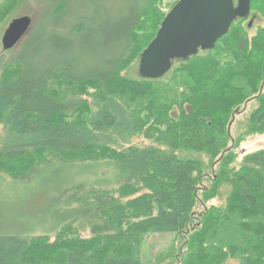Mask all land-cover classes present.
I'll use <instances>...</instances> for the list:
<instances>
[{
	"label": "trees",
	"instance_id": "16d2710c",
	"mask_svg": "<svg viewBox=\"0 0 264 264\" xmlns=\"http://www.w3.org/2000/svg\"><path fill=\"white\" fill-rule=\"evenodd\" d=\"M129 1L134 12L110 32L121 47L105 72L73 76L58 63L26 72L15 52L0 60V174L19 184L55 164L107 171L62 195L80 218L44 234L0 235V264H143L151 234L179 245L150 264H264V149L233 167L245 137L264 134V27L248 38L237 19L213 49L175 60L163 78L128 79L121 73L166 15L164 0ZM20 2L3 0L0 25ZM63 9L56 3L54 16ZM250 11L264 17V0ZM250 103L234 138V118ZM136 137L153 145H131Z\"/></svg>",
	"mask_w": 264,
	"mask_h": 264
},
{
	"label": "rangeland",
	"instance_id": "374dc122",
	"mask_svg": "<svg viewBox=\"0 0 264 264\" xmlns=\"http://www.w3.org/2000/svg\"><path fill=\"white\" fill-rule=\"evenodd\" d=\"M21 1V6L19 4L6 22L0 25L2 63L9 62L11 54L15 52L12 59H20L26 72H41L58 63L68 65L69 73L73 76L97 75L108 70L109 62L121 47L119 40L113 38L110 32L116 23L128 19L133 14L136 5L134 1L129 0ZM177 1L164 0L160 6L161 11L167 14ZM2 2L3 0H0V4ZM58 2L64 5V9L55 17L53 9ZM250 14L256 17L251 26H248V20L241 21L248 38L253 37L258 28L264 27V17H259L252 11ZM24 16L31 19L28 33L13 50L4 51L1 45L4 31L13 19ZM79 22L86 23V28L80 35H75L72 32L73 26ZM25 39L23 50L22 46L20 48L19 46ZM121 75L128 79L140 78L138 60L128 64ZM240 109L241 114L235 116L230 127V134L234 138L240 135L238 121L249 115L253 105L252 103L243 105ZM131 145L151 146L153 143L143 137H136L131 140ZM263 149L264 134L245 137L235 152L237 159L233 167L238 168L245 155ZM95 168L77 165L74 169H67L55 164L41 168L30 181L19 184H13L0 174V235L24 237L28 234H44L53 230L57 224L78 218L80 211H76V207L72 211L64 208L62 195L67 189L79 184L88 188L95 183L97 177L107 174L105 168ZM211 204L220 205L215 200L207 203ZM88 234V230H85L82 236L86 237ZM178 245L174 235L145 236L141 252L143 264L165 261L163 257L176 250ZM172 261L173 258H170L168 264ZM226 264H236V261H228Z\"/></svg>",
	"mask_w": 264,
	"mask_h": 264
},
{
	"label": "water",
	"instance_id": "95a60500",
	"mask_svg": "<svg viewBox=\"0 0 264 264\" xmlns=\"http://www.w3.org/2000/svg\"><path fill=\"white\" fill-rule=\"evenodd\" d=\"M251 0H178L138 59L141 79L163 78L175 60H187L215 47L237 19L250 14ZM251 24L249 23L248 26ZM28 16L13 19L1 39L4 51L12 50L28 33Z\"/></svg>",
	"mask_w": 264,
	"mask_h": 264
},
{
	"label": "flooded vegetation",
	"instance_id": "af4514ba",
	"mask_svg": "<svg viewBox=\"0 0 264 264\" xmlns=\"http://www.w3.org/2000/svg\"><path fill=\"white\" fill-rule=\"evenodd\" d=\"M235 2H236V0H235ZM255 19H256V17L254 15L249 14V16L245 20H248V24L249 23L252 24L253 21H255Z\"/></svg>",
	"mask_w": 264,
	"mask_h": 264
}]
</instances>
